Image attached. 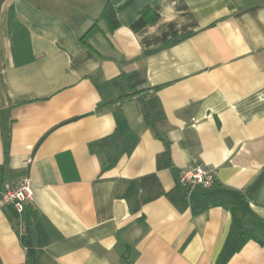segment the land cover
Listing matches in <instances>:
<instances>
[{
	"label": "crops",
	"instance_id": "obj_1",
	"mask_svg": "<svg viewBox=\"0 0 264 264\" xmlns=\"http://www.w3.org/2000/svg\"><path fill=\"white\" fill-rule=\"evenodd\" d=\"M110 2L0 0V198L31 180L37 264H264V0H126L115 31Z\"/></svg>",
	"mask_w": 264,
	"mask_h": 264
},
{
	"label": "built area",
	"instance_id": "obj_2",
	"mask_svg": "<svg viewBox=\"0 0 264 264\" xmlns=\"http://www.w3.org/2000/svg\"><path fill=\"white\" fill-rule=\"evenodd\" d=\"M216 183V170L202 163H195L192 167L183 169L180 184L188 191L196 186L211 188ZM33 198L32 182L25 178L15 185H7L1 192L0 207L14 206L20 213Z\"/></svg>",
	"mask_w": 264,
	"mask_h": 264
},
{
	"label": "trees",
	"instance_id": "obj_3",
	"mask_svg": "<svg viewBox=\"0 0 264 264\" xmlns=\"http://www.w3.org/2000/svg\"><path fill=\"white\" fill-rule=\"evenodd\" d=\"M160 15L157 11H155L152 7H145L138 17V19L132 25V29L135 32L145 28L146 26L156 22L159 19ZM102 19L105 20L111 31H115L120 27V20L118 18V14L114 5L110 2L109 5L102 13ZM25 213V214H24ZM23 214L25 215L26 224H25V232L21 236L22 245L27 250V260L26 264H37L36 258V250L32 244L31 235H30V227L31 220L27 216V212L24 210ZM0 264H2L0 259Z\"/></svg>",
	"mask_w": 264,
	"mask_h": 264
},
{
	"label": "water",
	"instance_id": "obj_4",
	"mask_svg": "<svg viewBox=\"0 0 264 264\" xmlns=\"http://www.w3.org/2000/svg\"><path fill=\"white\" fill-rule=\"evenodd\" d=\"M112 2L116 7H120L126 0H112Z\"/></svg>",
	"mask_w": 264,
	"mask_h": 264
}]
</instances>
